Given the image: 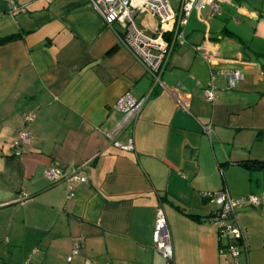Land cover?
<instances>
[{
	"label": "crops",
	"instance_id": "obj_1",
	"mask_svg": "<svg viewBox=\"0 0 264 264\" xmlns=\"http://www.w3.org/2000/svg\"><path fill=\"white\" fill-rule=\"evenodd\" d=\"M9 1L0 35L21 36L0 45V264H165L151 244L157 210L172 264H264V2L193 7L152 84L87 0ZM147 15L133 22L152 35ZM124 93L142 103L112 138ZM21 128L31 140L14 155ZM48 167L85 180L50 182ZM218 190L259 200L233 208L240 240L217 233L203 194Z\"/></svg>",
	"mask_w": 264,
	"mask_h": 264
},
{
	"label": "built area",
	"instance_id": "obj_2",
	"mask_svg": "<svg viewBox=\"0 0 264 264\" xmlns=\"http://www.w3.org/2000/svg\"><path fill=\"white\" fill-rule=\"evenodd\" d=\"M217 0H177L174 7L170 0H87V2L101 16L107 26H111L113 22L118 24L119 36L121 44L141 63L152 84H160V75L164 68V63L173 44L183 42L182 28L186 22L187 16L193 7L206 4L209 6L211 13L216 12L218 8ZM10 10L14 9L12 1L8 0ZM135 13L149 14L154 19V25L151 29L152 35L143 33L136 27L133 22ZM169 33L166 39L163 34ZM166 33V34H167ZM227 75L228 84L233 82L240 74L234 70ZM214 84L211 79L208 80L203 95L207 100L212 99ZM168 95L175 99L179 104L185 105L187 99L183 101L178 99L176 91L164 90ZM142 100H134L127 93L122 94L112 105V109L120 114L119 122L115 123L109 136L113 138L122 128L131 123L140 109ZM33 114L28 112L23 115L24 122L32 119ZM31 137L29 133L21 128L17 132L16 139L12 142L14 155L19 154L20 145L29 144ZM114 145H119L116 141H112ZM125 149H131V140L128 139L123 146ZM44 175L50 182L61 179H75L84 181L85 178L78 176L76 173L66 175L62 169L58 167H48L44 170ZM204 197H213L214 202L218 206L213 213V220L216 224L219 236L231 237L235 240L241 239V231L234 219L233 208L240 205H257L259 200L254 195H248L245 198L231 199L227 192L218 190L211 193H204ZM79 236L73 237L70 255L66 260H70L71 256L77 253L79 247ZM243 242L241 241L240 244ZM151 244L153 249L158 252L165 260V264H172V250L169 237L166 232V224L164 215L161 210H157L153 222L151 232ZM229 251L235 255L236 250L233 246L228 245Z\"/></svg>",
	"mask_w": 264,
	"mask_h": 264
},
{
	"label": "trees",
	"instance_id": "obj_3",
	"mask_svg": "<svg viewBox=\"0 0 264 264\" xmlns=\"http://www.w3.org/2000/svg\"><path fill=\"white\" fill-rule=\"evenodd\" d=\"M21 36V32L14 31L7 34L0 35V45L8 43L12 40H15Z\"/></svg>",
	"mask_w": 264,
	"mask_h": 264
},
{
	"label": "rangeland",
	"instance_id": "obj_4",
	"mask_svg": "<svg viewBox=\"0 0 264 264\" xmlns=\"http://www.w3.org/2000/svg\"><path fill=\"white\" fill-rule=\"evenodd\" d=\"M171 1L173 2V0H171ZM259 1L264 2V0H259ZM150 19H151V20L153 19L150 15L145 16V17H144V20H145V21H144L143 23L146 24V25H151V22H150L151 20H150ZM134 21L136 22V19H134ZM149 23H150V24H149ZM140 26H142V25L140 24ZM140 28H141V27H140ZM141 29H142V28H141Z\"/></svg>",
	"mask_w": 264,
	"mask_h": 264
}]
</instances>
